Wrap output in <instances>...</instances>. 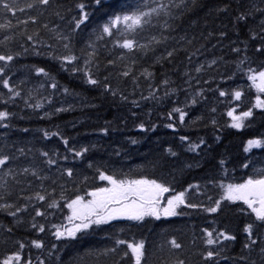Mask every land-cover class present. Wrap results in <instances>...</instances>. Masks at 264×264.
I'll return each instance as SVG.
<instances>
[{
  "label": "trees",
  "instance_id": "16d2710c",
  "mask_svg": "<svg viewBox=\"0 0 264 264\" xmlns=\"http://www.w3.org/2000/svg\"><path fill=\"white\" fill-rule=\"evenodd\" d=\"M141 2L102 0L97 5L94 0H56L52 8L39 17L37 24L19 25L10 33L15 35V41L9 44V48L20 55L5 75L11 76L10 83L21 91V97L7 105L0 102V110L7 108L13 114L5 122L9 126L0 127V151L17 156L12 162L17 171L29 167L46 179L29 176L31 188L20 193V186L8 177L11 187L7 190L13 195L0 203L22 204L26 201H18L17 195H32L34 191L43 194L44 189L51 192L55 188L49 199H56L60 207L48 209L51 215L35 217V221L32 208L19 213V219L8 215L7 211H0V259L20 250L17 242H23L25 247L20 250L23 257L20 264L29 259L32 264L41 261L43 264H112L113 257L98 254L115 246L116 239L129 243L143 239L149 253L154 254L149 256V264H159L161 260L171 262L177 258L184 259L185 264H249L252 260L261 264L258 247L251 253L244 248L248 241L244 227L254 219L247 205L242 201L221 200L216 213L206 212L204 208L214 206L213 202L222 198L224 189L219 185L242 184L249 177L259 178L264 173V145L245 151L249 140L264 141V108L253 107L257 97L264 100V92L258 91L248 78L252 74L249 68L257 73L264 70V52L256 51L261 41L252 39L264 21V15L255 8L264 7V3L261 0H190L186 8L172 9L175 19L153 16L156 27L138 30L136 36L140 43L155 49L147 55L128 53L106 35L102 40L97 39L105 23L115 15L131 14ZM147 2L151 3V0ZM78 3L85 4L88 19L73 31L74 18L81 17ZM249 9H253V15L238 21L237 16ZM55 12H59L63 19ZM25 18L26 14L18 13L12 19L15 23L17 19ZM165 19L174 31L166 29ZM0 22L7 21L0 16ZM44 23L50 28L58 26V31L71 37V51L81 57L78 63L82 64L87 52L92 51L88 47L90 44L94 45L96 59L102 67L109 59L125 54L123 60H116L117 68L109 81L117 95L89 85L81 73L66 70L72 65L53 59V55L67 52L62 47L63 42L58 44L51 38L52 34L42 28ZM25 28L26 34L39 30L40 37L47 44L55 45V50L42 44L34 48L26 39ZM3 35L0 32V37ZM152 36L168 37L167 43L157 46L152 43ZM173 48L176 52L172 58L161 59L160 54L165 49ZM37 51L41 54H36ZM131 60L136 61L135 65L130 64ZM213 60L215 64H212ZM201 65L203 69L197 72L196 68ZM125 66L133 68V75L138 77L136 83L131 76L125 78L115 74L125 70ZM38 68H44L51 79L37 74ZM144 69L153 76L140 75ZM103 74L102 71L101 76ZM165 79L169 84L162 83ZM52 81L57 84L56 88L51 87ZM221 91L226 95L221 96ZM235 91L242 92L240 100L235 99ZM0 92L5 94L3 99H7V89L2 85ZM152 93L157 98H142L150 97ZM121 94L128 99L124 100ZM193 99L197 101L194 105L191 103ZM36 103L42 106H29ZM176 107L188 113L183 124L179 123L178 114L174 113L172 119L168 116ZM60 108L65 110L58 111ZM233 108L236 109L235 115L249 109L253 111V116L244 120L242 129L231 127L232 117L227 113ZM169 123L175 127L168 128ZM140 124L144 129L139 127ZM105 128L107 134L103 131ZM45 131L59 132L60 135L45 137ZM182 136H187L188 141L182 142ZM61 137L68 140L67 146ZM201 140L204 143L200 148L195 152L189 150L190 143ZM83 147L89 151L82 158L69 151ZM21 148L24 156L18 151ZM169 148L176 153L175 156L168 153ZM43 152H48L57 163L48 165ZM246 163L247 168L243 166ZM68 168L73 170L72 177L62 174ZM98 170L115 174L117 178L147 177L167 181L176 192L189 185H200L195 195L187 193L186 198L202 207H182L178 211L184 214L159 220L151 217L142 222L116 220L77 233L76 238L57 239L53 225L61 227L65 223L69 212L67 203L77 195L86 198L88 192L108 187L107 181L99 179ZM172 194L167 193L165 197ZM209 196L212 200L208 199ZM31 203L45 210L48 201L37 203L33 200ZM33 222L43 224L45 232L32 228ZM9 228L11 233L7 231ZM205 229L213 232L217 244L207 245ZM221 232L235 236V239L225 240L219 236ZM173 238L182 244L181 249L170 250L167 242ZM33 240L42 241L44 247L36 248L30 243ZM126 249V245L121 246V251ZM209 249L218 253L213 262L202 259V254ZM242 256L248 259L242 260ZM123 264H132V261L128 259Z\"/></svg>",
  "mask_w": 264,
  "mask_h": 264
},
{
  "label": "snow or ice",
  "instance_id": "6c2138e0",
  "mask_svg": "<svg viewBox=\"0 0 264 264\" xmlns=\"http://www.w3.org/2000/svg\"><path fill=\"white\" fill-rule=\"evenodd\" d=\"M101 2L102 0H94V3L97 5H100ZM55 3L56 0H25L23 3L22 0H0V16L4 17L7 21L6 23L0 22V32L4 33V35L0 37V85H2L4 89H7V99H3L5 94L0 92V102L4 105L14 103L16 98L21 97V91L18 90L17 86L10 83L11 76L5 75L6 71L10 70L12 62L20 55V53H14L11 48H9V44L15 41V35L10 33L12 30L19 27V25L27 26L29 23L33 25L37 24L39 17L43 16L44 13L52 8ZM189 3L190 0H179V3H177L176 0H168V2H165V0H151V3H148L147 0H142L141 4L137 5L136 10L131 14L115 15L108 23H105L102 27V32L98 35L97 39L102 40L106 35L115 41L116 46L120 49L127 50L128 53L139 52L142 55H147L148 52H154L155 49L151 48L148 44L140 43L136 38L138 30L156 27V25L153 24V16L170 17L175 19L172 9L186 8ZM261 3H264V0H261ZM77 7L80 9L81 17L78 19L74 18L75 23L73 31L79 29L88 19V13L84 11L85 4L78 3ZM224 11H227V8H225ZM255 11L264 15V7L255 8ZM33 12H35V14H32ZM18 13L26 14V18L17 19L16 22L13 23L12 18L17 17ZM55 15L60 16V13L55 12ZM252 15L253 9H249L247 12H241L237 16V20L244 21ZM60 18L63 19L62 16H60ZM121 25L124 26L123 29H121ZM164 26L168 30H175L168 23L167 19L164 20ZM42 28L51 33V38L58 44L63 42L62 47L67 52V54L53 55V59L61 61L62 64L66 63L72 65L71 68L66 70L73 73H81L89 85L101 87L105 92H110L113 96L117 95L109 81L114 74V70L117 68L116 60H123L125 54L119 55L116 59H109L102 67L96 59L97 53L94 45L90 44L88 47L91 48L92 51L87 52V55L83 58L81 64L78 63V61L81 60V57H78L71 51L70 36L58 31V26L50 28L47 23H44L42 24ZM24 34H26V28ZM257 38L260 39L261 46L257 47L256 51L264 52V21H261L260 30L252 35V39ZM26 39L27 41L32 42L34 48L35 45L42 44L53 51L55 50V45L47 44L46 41L40 37L39 30L34 34H26ZM167 40L168 37L165 36H161L160 38H157L156 36L151 37L152 43L157 46L166 44ZM5 49H7V51H5ZM25 51H27V49H25ZM235 51L239 52L240 49H235ZM175 52V48L172 50L165 49L164 52L160 54L161 59H170L174 56ZM36 54L39 55L41 53L37 51ZM188 59L191 60V57H188ZM135 63V60L130 61L131 65H135ZM215 63L216 61L213 60L212 64ZM203 67L204 66L201 65L196 68V71L200 72ZM102 71L104 74L101 76ZM248 71L252 73L248 78L254 82L258 91L264 92V70H260L257 73L255 69L249 68ZM36 72L37 74L49 76V73L46 72L44 68H38L36 69ZM115 74L125 78L131 76L133 83H136L138 80V77L133 75V68L131 66H125V70ZM140 75L152 77L153 73L148 71V69H144ZM49 79H51L50 76ZM257 80H259V83H256ZM162 83L167 85L169 84V81L165 79ZM51 87H57L55 81H52ZM64 91L67 92L68 89H65ZM173 91H175V89ZM219 94L221 96L226 95L224 91H221ZM121 95L124 100L128 99L127 96H123V94ZM167 95L168 93L165 92V96ZM201 95H203V93H201ZM234 96L236 100H240L242 92L235 91ZM142 98L155 99L157 97H155V93H152L150 97ZM133 103L136 104V106H139L137 102L133 101ZM191 103L194 105L197 101L193 99ZM29 106L39 108L42 105L36 103ZM253 107L264 108V100L257 97L256 103ZM64 110L65 109L63 108L58 109V111ZM213 111L215 110L213 109ZM235 112L236 109L233 108L227 113V115L232 117L231 127L236 129L244 128V120L253 116V111L251 109L243 111L240 115H235ZM174 113L178 114V121L180 124H183L188 113L180 107H176L173 112L168 113L170 119L173 118ZM12 115L13 114L8 111L7 108L0 110V127H8L9 125L5 122L8 121ZM213 123H215V121H213ZM166 126L168 128L175 127L173 123H169ZM139 127L144 129L143 124H140ZM25 131H27V129ZM103 131L107 134L108 129L105 128ZM59 135V132H44V136L49 138L51 136ZM61 139L63 144L67 146L68 140L63 137H61ZM188 139L187 136L180 137L182 142L188 141ZM132 143H136V141H132ZM203 143V140L199 143H190L188 148L190 151L195 152ZM247 143L248 148H246L245 151H248L253 146L260 147L264 145V141L259 139L249 140ZM18 151L21 156L25 155L23 148ZM69 151H71L75 157L82 158L89 151V148L83 147L79 150L71 148ZM167 151L172 156L176 155L171 148ZM42 155L47 158L46 163L48 165H55L57 163L55 159L49 157L48 152H43ZM64 159L67 160L68 157L65 156ZM16 160L17 156L15 154H8L0 151V181H2V183H0V189H4V191H0V201H5L8 197L13 195V192L7 190L11 187L7 179L8 177H11L15 185L20 186V193L27 192L31 188L32 181L29 179V176L39 180L46 179V177L42 176L38 171L29 167H23L17 171L12 167V162ZM243 166L247 168L248 164L246 163ZM62 174L72 177L73 170L68 168L64 170ZM98 177L101 181H107L110 187H98L95 190L88 192L87 195L91 197L89 200H86L82 195H77L74 199H71L66 207L71 210V215H69L67 219L72 226L68 227L62 225L61 227H56L53 225V227L56 228L54 235L57 239L65 237L76 238L77 233L91 229L93 226L107 225L116 220L142 222L145 218L149 217L159 220L162 216L175 217L184 214L178 211V209L182 207L192 209L202 207L201 204L190 202V200L186 198L187 193L195 195L196 192H198L200 185H189L187 189L176 192L174 187L167 181L159 182L157 179H149L147 177L138 179L117 178L115 174L109 175L99 170ZM53 183H55V181H53ZM219 186L224 189L222 198L214 201V206L205 207L204 211L216 213L221 207V200L230 202L242 201L243 204L247 205V208L251 210L252 214H254V219L244 227V232L248 237V241L245 243L244 248L251 253L254 248L258 247L261 264H264V173H262L259 178L249 177L242 184L229 183L227 185L221 184ZM40 187L43 188V184H41ZM54 192L55 188H53L51 192L44 189L43 194L41 191H34L32 195H17L18 201L23 200L26 202L22 204L0 203V211H7L8 215L19 219V213L27 212L29 208H32L34 210L33 221H35V217L51 215L52 213H49L47 211L48 209H56L60 207V204L56 199H49ZM170 192L173 194L165 199V194ZM208 199L212 200V197L209 196ZM33 200L37 203L45 202L47 200L48 203L45 206V210H41V207H38L36 203H31ZM161 205H163V207H161ZM31 227L38 228V231L41 233L45 232L43 224L33 222ZM61 228H63V230H61ZM7 231L11 233L12 229L9 228ZM204 231L207 235V245L211 246L218 243V241L213 238L212 231H208L207 229ZM219 236L223 237L225 240L235 239V236L228 235L224 232L219 233ZM17 243L20 250L25 247L23 242ZM30 243L38 249L44 247L43 242L39 240H33ZM167 243L170 245V250H179L182 248V244L177 242L175 238L169 240ZM123 245H126L127 249L121 251V246ZM159 247L162 248L163 245ZM53 248H55V245H53ZM20 250L0 259V264H20L23 260ZM98 255L113 257L112 264H123V262L128 259L132 261V264H149V256L154 254L149 253L147 242L143 239L135 243H129L124 239H116L115 246L106 249ZM217 255L218 253L216 251L209 249L202 254V259L205 262H213ZM241 259L247 260L248 257L242 256ZM25 264H32V261L29 259ZM40 264H43V261H41ZM159 264H185V260L179 258L171 262L161 260ZM249 264H256V261L252 260Z\"/></svg>",
  "mask_w": 264,
  "mask_h": 264
},
{
  "label": "rangeland",
  "instance_id": "374dc122",
  "mask_svg": "<svg viewBox=\"0 0 264 264\" xmlns=\"http://www.w3.org/2000/svg\"><path fill=\"white\" fill-rule=\"evenodd\" d=\"M256 83H259V80H257ZM255 147H257V146H255ZM244 182H245V181H244ZM244 182H243V183H244ZM108 187H110V185H108ZM169 196H171V195H169ZM169 196H166V197H164V198L167 199ZM85 199H86V200H89V199H91V197L88 196V197H86ZM161 207H163V205H161ZM69 215H71V210H70V209H69V212H68L67 217H68ZM67 217H66V221H65V223H64L63 225H64V226L71 227L72 225L69 224V221H68ZM162 217H163V216H162ZM61 230H63V228H61Z\"/></svg>",
  "mask_w": 264,
  "mask_h": 264
}]
</instances>
